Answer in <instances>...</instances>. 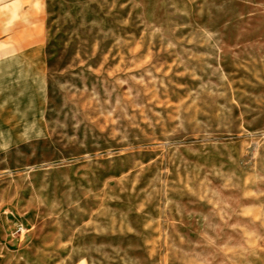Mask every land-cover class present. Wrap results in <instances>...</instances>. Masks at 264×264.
Instances as JSON below:
<instances>
[{
  "label": "rangeland",
  "instance_id": "obj_1",
  "mask_svg": "<svg viewBox=\"0 0 264 264\" xmlns=\"http://www.w3.org/2000/svg\"><path fill=\"white\" fill-rule=\"evenodd\" d=\"M0 264H264V0H0Z\"/></svg>",
  "mask_w": 264,
  "mask_h": 264
}]
</instances>
